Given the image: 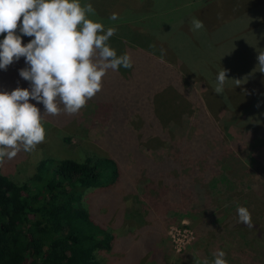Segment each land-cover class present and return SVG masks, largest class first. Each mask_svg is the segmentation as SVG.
Returning a JSON list of instances; mask_svg holds the SVG:
<instances>
[{
    "label": "trees",
    "instance_id": "trees-1",
    "mask_svg": "<svg viewBox=\"0 0 264 264\" xmlns=\"http://www.w3.org/2000/svg\"><path fill=\"white\" fill-rule=\"evenodd\" d=\"M210 1L214 0L202 3L199 0H136L134 3L126 0H81L82 5L91 3L95 9V15L89 16L90 19L102 23L106 29L116 28L115 35L109 40L110 46L117 43V47L131 57L133 68L149 61L152 70H149L147 78L161 80L160 95L151 93L143 109L131 102L127 109L121 110V115L115 119L117 133L107 136L110 147L114 143L119 147L122 143L118 139L121 136L118 130L123 128L126 111L135 117L132 124L136 131L134 135L127 136L126 143L133 145L135 142L151 143L156 139H166L162 128L173 120V115L161 101L162 90L165 88L171 92L174 88L185 93V78L160 62L158 54L162 53L159 52L161 49L164 55L177 57L189 68L199 65L208 71V83L214 92L220 69L228 70L226 78L229 80L223 93L218 95L215 92L229 115L228 125L239 126L246 137L264 125V73L256 67L257 53L264 50V0ZM201 5L203 10L209 9L205 15L197 13L201 11ZM113 13L118 15L117 20L110 19ZM193 18L203 22L202 30H191ZM171 26L179 38L164 37ZM4 35L0 34V40ZM31 39L33 37L22 36V46ZM187 48L190 49L189 54ZM198 51L201 57L196 55ZM157 63L167 66L164 67L168 70L167 75L159 70ZM232 80H240L239 86ZM157 99L152 108V101ZM140 109L143 114H140ZM145 114H152L153 128L147 126ZM205 134L209 132L202 136L199 133L181 136L175 144L174 158H164L161 163L133 151L132 165L136 160H142L138 170L155 182L160 179L161 183L168 184L170 180L178 187L172 191L176 196L184 189L189 190L194 210L204 208L206 217L202 221L196 220L195 225L202 228L215 218L226 226L230 224L231 231L239 238H244L247 233L260 239L264 231L259 227L262 223L258 217L256 219L258 215H251L253 228H248L238 223V218H233L225 205H220L222 213L218 217L215 212L219 202L215 203L216 206H205L208 198L212 197V193L208 197L206 192L214 189L213 184L218 178L221 182L224 180L220 177L223 164L217 165L221 152L206 143L209 135ZM185 161L189 163L186 166L192 168L197 163L200 168L190 170L187 175L181 174ZM16 164L13 163V167ZM30 164L31 168L21 180L12 175L9 160L5 159L0 164V264H100L96 254L111 250L117 239L113 232L115 228L103 222L94 224L80 207V199L86 189L107 186L121 178L115 159L110 156L55 159L41 154ZM171 171L174 176L167 177L166 172ZM195 177L201 182H197Z\"/></svg>",
    "mask_w": 264,
    "mask_h": 264
},
{
    "label": "rangeland",
    "instance_id": "rangeland-1",
    "mask_svg": "<svg viewBox=\"0 0 264 264\" xmlns=\"http://www.w3.org/2000/svg\"><path fill=\"white\" fill-rule=\"evenodd\" d=\"M126 1L134 3L136 0ZM202 1L209 2L199 0L200 3ZM203 7L201 5V11L197 12L200 15L209 11L203 10ZM164 37L177 39L179 35L171 26ZM176 42L184 43L183 40ZM111 47L118 56L124 54L117 43ZM186 51L190 53V49L187 48ZM159 52H163L158 54L160 62L185 78V93L174 88L170 92L164 88L162 100L159 99L173 115V120L162 128L166 139H156L151 143L135 142L133 145L126 143L127 136L136 133L132 124L135 117L126 111L123 128L118 130L121 135L118 139L122 143L119 147L115 143L111 144L116 149L110 150L112 147L109 146L110 139L107 136L117 133L115 119L121 115V110L127 109L131 102L143 109L151 98V93L158 96L161 91V80L152 81L147 78L149 70H152L149 61L145 65L129 69L121 66L118 71L108 70L102 78L101 91L92 100H88L78 113L68 115L62 112L55 116L45 114L42 120L46 131L44 142L35 151H21L9 160L12 175L16 180H21L27 169L31 168L30 163L41 154L55 159L81 160L87 156H110L115 159L121 178L107 186L86 189L80 199V207L87 212L94 224L103 222L115 228L113 232L117 239L111 250L96 254L100 264H197V261L204 258L211 261L216 250L226 253L228 264H264V232L260 239L247 233L244 238H239L231 231L230 224L226 226L215 218L202 228L195 225L196 220L202 221L205 217L204 208L194 210L189 190L184 189L176 196L172 191H176L178 187L170 180L168 184L161 183L160 179L155 182L148 179L142 170H138L142 160H136L132 165L133 151L155 163H161L164 158H174L175 144L181 136L192 133L202 136L209 132L205 134L209 135L206 143L221 152L217 165L223 164L220 177H224V182L218 178L213 184L214 189L206 192L209 193L208 197L212 193V197L208 198L205 206H216L215 203L219 202L215 212L217 217L222 213L220 205H225L235 219L238 218L237 207H246L251 215H258L256 219L258 217V221L262 223L259 227L264 231V125L259 126L250 137L244 136L239 126L228 125L229 115L208 83L209 72L199 65L189 68L177 57L169 58L164 55L162 49ZM196 55L201 57L200 51ZM165 64L157 63V66L160 65L159 70L167 75ZM26 66L21 57L15 65L8 66L7 70H0V92H11L17 87L30 90L29 82L18 74ZM155 89L158 90L153 92ZM157 101L158 99L152 101V108ZM29 103L34 104L43 114L42 104L32 100ZM140 114H143L141 109ZM143 117L147 118V126L153 128L152 114H145ZM13 163L17 164L13 167ZM183 164L181 174L184 175L191 173L190 170L193 171L194 168H200L197 163L192 168L186 166L189 164L186 161ZM166 176H174V172H166ZM195 180L201 182L199 178L195 177ZM173 227L185 228L190 233L188 243L179 252L174 250L171 241V236L175 237L171 231Z\"/></svg>",
    "mask_w": 264,
    "mask_h": 264
},
{
    "label": "clouds",
    "instance_id": "clouds-1",
    "mask_svg": "<svg viewBox=\"0 0 264 264\" xmlns=\"http://www.w3.org/2000/svg\"><path fill=\"white\" fill-rule=\"evenodd\" d=\"M95 15L91 3L81 0H0V70L24 58L26 67L19 76L29 82L28 88L0 92V164L21 151L31 153L45 140L42 126L45 114L78 113L102 89V78L108 70L132 67L131 57L118 56L109 40L116 28L107 29L89 16ZM22 17V20H21ZM111 20H117L113 13ZM19 23V27H18ZM193 31L202 30L201 20L193 18ZM22 36L33 37L22 46ZM163 54V52H162ZM264 73V50L256 56ZM228 70L221 68L216 76V94H222ZM239 86L240 80H232ZM29 100L42 104L43 114ZM238 223L253 228L250 211L237 209ZM209 261L197 264H228L226 253L216 250Z\"/></svg>",
    "mask_w": 264,
    "mask_h": 264
},
{
    "label": "built area",
    "instance_id": "built-area-1",
    "mask_svg": "<svg viewBox=\"0 0 264 264\" xmlns=\"http://www.w3.org/2000/svg\"><path fill=\"white\" fill-rule=\"evenodd\" d=\"M171 231L175 235V237H173V235L171 236V241L175 248L174 250L179 252L180 249L184 248V246L188 243V235H190V233L187 229L180 227H173L171 228Z\"/></svg>",
    "mask_w": 264,
    "mask_h": 264
}]
</instances>
